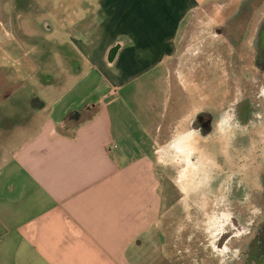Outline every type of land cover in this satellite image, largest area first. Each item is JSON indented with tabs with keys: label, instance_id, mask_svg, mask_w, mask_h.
<instances>
[{
	"label": "crops",
	"instance_id": "0c3cea01",
	"mask_svg": "<svg viewBox=\"0 0 264 264\" xmlns=\"http://www.w3.org/2000/svg\"><path fill=\"white\" fill-rule=\"evenodd\" d=\"M210 2L89 4V21L61 43L72 72L45 76L46 97L28 94L15 109L26 116L0 136V264H142L161 246L176 207L167 162L185 137L172 65L184 26Z\"/></svg>",
	"mask_w": 264,
	"mask_h": 264
},
{
	"label": "rangeland",
	"instance_id": "374dc122",
	"mask_svg": "<svg viewBox=\"0 0 264 264\" xmlns=\"http://www.w3.org/2000/svg\"><path fill=\"white\" fill-rule=\"evenodd\" d=\"M217 1L195 15L180 36L171 70L172 107L178 104L183 110L176 117L185 137L176 164L167 162L178 174L166 176L168 183L177 182L168 187L166 199L176 207L172 222L163 223L161 246L148 249L140 257L142 264H232L237 252L246 251L250 226L264 220L259 216L264 207V91L253 84L259 72L253 40L264 0ZM89 4L95 6L97 0H0V122L6 125L0 136L26 116L15 109L29 107L28 94L46 97L41 86L45 76L56 83L72 72L61 43H71L75 22L89 21ZM15 90L18 97L6 102ZM201 111L215 117L206 137L185 122ZM246 114L253 121L237 127L235 120ZM15 118L19 120L11 121ZM239 209L242 217L258 219L243 220L240 237L226 239L219 249L221 235L236 226L231 218Z\"/></svg>",
	"mask_w": 264,
	"mask_h": 264
},
{
	"label": "flooded vegetation",
	"instance_id": "af4514ba",
	"mask_svg": "<svg viewBox=\"0 0 264 264\" xmlns=\"http://www.w3.org/2000/svg\"><path fill=\"white\" fill-rule=\"evenodd\" d=\"M216 34H222L221 30L216 28ZM253 60L255 65L258 67L257 74L254 76L253 84L254 87L257 89L259 84L260 88L264 91V16L260 20L258 27L255 32L254 40H253ZM243 102H240L239 105H242ZM244 106V105H243ZM245 107H248L245 104ZM241 109V108H240ZM246 110V108H245ZM244 110V111H245ZM243 110L241 109V115ZM239 113V115H240ZM244 117V115H243ZM253 119H251V114H246L244 118H239L235 120V125L239 128L247 127ZM215 122V117L210 114L209 112H198L195 114L193 121L191 122V127L194 131L200 132L204 137L209 135L210 132L213 131V125ZM260 180L264 186V168L263 172L261 173ZM240 201V200H239ZM240 210V209H239ZM251 213V212H250ZM260 217H264V207L263 210L260 212ZM238 216H233L231 219L236 223V226L233 227L231 230L224 232L220 238H222V242L218 245V248L221 245H224L226 239H232L234 237H240L241 231L240 229L244 227L242 223L243 220H251V222H255L258 219L256 216V220L252 219L250 214H244V218L242 217L241 210L238 213ZM210 214L207 213L206 219L209 220ZM205 218V217H204ZM246 224V222H245ZM240 228V229H238ZM251 230L247 233L248 242L245 243L246 251L237 252L236 257L232 260V264H264V220L260 222V225L250 226ZM237 229V230H236ZM238 231V232H236ZM226 234V235H225ZM238 235V236H237ZM220 249V248H219ZM240 263H236V262Z\"/></svg>",
	"mask_w": 264,
	"mask_h": 264
},
{
	"label": "built area",
	"instance_id": "2783aa9c",
	"mask_svg": "<svg viewBox=\"0 0 264 264\" xmlns=\"http://www.w3.org/2000/svg\"><path fill=\"white\" fill-rule=\"evenodd\" d=\"M105 98L107 99V98H109L108 96H105Z\"/></svg>",
	"mask_w": 264,
	"mask_h": 264
},
{
	"label": "trees",
	"instance_id": "16d2710c",
	"mask_svg": "<svg viewBox=\"0 0 264 264\" xmlns=\"http://www.w3.org/2000/svg\"><path fill=\"white\" fill-rule=\"evenodd\" d=\"M10 94H8L7 96H9Z\"/></svg>",
	"mask_w": 264,
	"mask_h": 264
}]
</instances>
